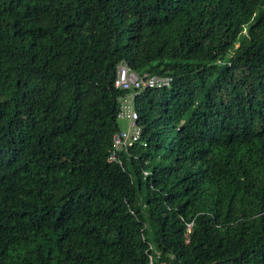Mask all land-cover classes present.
I'll return each mask as SVG.
<instances>
[{
	"label": "trees",
	"instance_id": "16d2710c",
	"mask_svg": "<svg viewBox=\"0 0 264 264\" xmlns=\"http://www.w3.org/2000/svg\"><path fill=\"white\" fill-rule=\"evenodd\" d=\"M122 61L174 81L119 163ZM151 254L264 264V0H0V264Z\"/></svg>",
	"mask_w": 264,
	"mask_h": 264
},
{
	"label": "built area",
	"instance_id": "2783aa9c",
	"mask_svg": "<svg viewBox=\"0 0 264 264\" xmlns=\"http://www.w3.org/2000/svg\"><path fill=\"white\" fill-rule=\"evenodd\" d=\"M174 81L172 76L152 74L149 72L139 73L132 69L126 62L122 61L117 66L114 85L124 90L125 93L119 98L118 120H125L127 127L116 131L113 135V147L110 149L108 161L122 163L123 152L137 143L144 131L139 122V113L136 108V98L142 92L150 88L170 87ZM148 173V172H146ZM193 222L188 223L187 229L191 232ZM155 263L153 254L149 256V264Z\"/></svg>",
	"mask_w": 264,
	"mask_h": 264
},
{
	"label": "rangeland",
	"instance_id": "374dc122",
	"mask_svg": "<svg viewBox=\"0 0 264 264\" xmlns=\"http://www.w3.org/2000/svg\"><path fill=\"white\" fill-rule=\"evenodd\" d=\"M119 125L122 127V128H126L127 127V122L125 120H119Z\"/></svg>",
	"mask_w": 264,
	"mask_h": 264
}]
</instances>
